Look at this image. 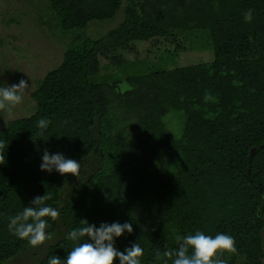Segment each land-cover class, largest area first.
I'll list each match as a JSON object with an SVG mask.
<instances>
[{"label":"trees","instance_id":"16d2710c","mask_svg":"<svg viewBox=\"0 0 264 264\" xmlns=\"http://www.w3.org/2000/svg\"><path fill=\"white\" fill-rule=\"evenodd\" d=\"M48 1L72 39L32 91L35 112L0 126V264L31 247L9 231V217L46 193L60 212L47 230L64 232L39 264L66 257L75 246L68 231L82 219L132 223L117 247L138 242L142 264H173L163 253L197 231L235 238L237 251L221 254L227 264H264V0ZM122 9L116 27L86 35L93 20ZM192 30L210 32L212 62L131 76L124 89L93 80L101 58L121 67L120 51L134 42ZM170 110L182 117L179 137L165 120ZM40 118L50 121L44 130ZM45 148L81 166L96 156L99 166L65 192L71 174L40 169Z\"/></svg>","mask_w":264,"mask_h":264},{"label":"rangeland","instance_id":"374dc122","mask_svg":"<svg viewBox=\"0 0 264 264\" xmlns=\"http://www.w3.org/2000/svg\"><path fill=\"white\" fill-rule=\"evenodd\" d=\"M48 0H0V79L1 86L27 83L23 100L9 113L0 110V126L9 120L33 114L36 104L31 97L38 81L58 66L63 52L72 39V34L64 31L55 14L50 10ZM123 19V9L112 20H93L85 33L91 38H100L116 27ZM127 60L121 67L111 65L102 59V70L94 81H121L126 88L128 77L142 75L154 70L210 63L214 60L212 38L209 31H181L176 39L156 43L155 39L134 42L130 50L120 51ZM165 120L171 132L179 137L182 133V117L170 110ZM99 166V159L93 156L81 166L80 177L70 175L65 192L76 181L86 179ZM64 230L60 226L57 233L43 245L30 247L6 264H39L46 248L59 239Z\"/></svg>","mask_w":264,"mask_h":264},{"label":"clouds","instance_id":"9594fccd","mask_svg":"<svg viewBox=\"0 0 264 264\" xmlns=\"http://www.w3.org/2000/svg\"><path fill=\"white\" fill-rule=\"evenodd\" d=\"M246 22L253 19V10L244 14ZM26 81L18 84L0 86V110L11 112L23 100ZM50 124L45 118L38 120L37 126L44 130ZM41 171L49 173L55 171L61 176L71 174L80 177L81 162L66 157L62 152H52L45 148L41 155ZM49 194L35 196L22 210L9 217L8 229L17 238L26 240L32 247L43 245L52 238L49 219L55 220L60 212L57 208L47 205ZM134 232L133 224L129 222L112 223L102 222L99 226L86 219L80 220V226L68 231L67 239L75 242V246L65 258L58 255L50 256L47 264H142L144 249L138 242L120 250L117 240ZM178 248L174 251H165L164 256L173 258V264H227L221 258L224 252L235 253V238L226 233H217L215 236L197 231L177 238ZM156 252V258H160Z\"/></svg>","mask_w":264,"mask_h":264}]
</instances>
